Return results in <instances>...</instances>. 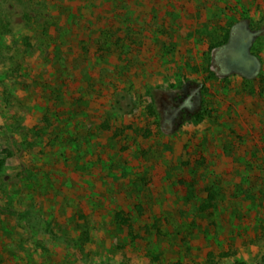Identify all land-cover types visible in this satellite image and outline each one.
Instances as JSON below:
<instances>
[{
	"label": "rangeland",
	"instance_id": "obj_1",
	"mask_svg": "<svg viewBox=\"0 0 264 264\" xmlns=\"http://www.w3.org/2000/svg\"><path fill=\"white\" fill-rule=\"evenodd\" d=\"M0 156V264H264V0H0Z\"/></svg>",
	"mask_w": 264,
	"mask_h": 264
},
{
	"label": "flooded vegetation",
	"instance_id": "obj_2",
	"mask_svg": "<svg viewBox=\"0 0 264 264\" xmlns=\"http://www.w3.org/2000/svg\"><path fill=\"white\" fill-rule=\"evenodd\" d=\"M261 34L260 30L253 29L248 21H238L230 29L228 40L214 47L212 62H215L225 73L237 72L249 77L255 74L259 59L253 50L255 41ZM186 107L181 104L177 113Z\"/></svg>",
	"mask_w": 264,
	"mask_h": 264
},
{
	"label": "trees",
	"instance_id": "obj_3",
	"mask_svg": "<svg viewBox=\"0 0 264 264\" xmlns=\"http://www.w3.org/2000/svg\"><path fill=\"white\" fill-rule=\"evenodd\" d=\"M229 36H230V29H229L228 32L226 33V35H225L223 41L220 42V43H218V45H221V44L225 43V42L228 40ZM218 45H217V46H218ZM214 47H215V46H214ZM211 49H212V48H211ZM210 60H212V57H211ZM5 160H6V159H5L4 157L0 156V170L4 167V165H5ZM116 218H117L118 220H120V222L123 223V224H127V222H128L127 218L124 217V215H123L122 212L116 211ZM131 234H132V233H131ZM233 264H247V263L244 262V261H236V262L233 263Z\"/></svg>",
	"mask_w": 264,
	"mask_h": 264
}]
</instances>
